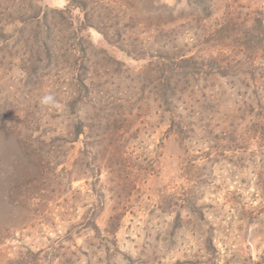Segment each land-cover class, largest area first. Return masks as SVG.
Here are the masks:
<instances>
[{
    "label": "rangeland",
    "instance_id": "1",
    "mask_svg": "<svg viewBox=\"0 0 264 264\" xmlns=\"http://www.w3.org/2000/svg\"><path fill=\"white\" fill-rule=\"evenodd\" d=\"M261 20L264 0H0V264H264Z\"/></svg>",
    "mask_w": 264,
    "mask_h": 264
},
{
    "label": "trees",
    "instance_id": "2",
    "mask_svg": "<svg viewBox=\"0 0 264 264\" xmlns=\"http://www.w3.org/2000/svg\"><path fill=\"white\" fill-rule=\"evenodd\" d=\"M262 30L264 29V21L261 20ZM171 59H168L170 61ZM207 61H209L210 73L217 74L218 76H225L230 74L229 67L226 65L227 62H222L219 59V56L212 55L208 59L204 56H187L182 57L177 60L178 68L181 71H186L185 73H192L193 76H197L202 73V67L206 65Z\"/></svg>",
    "mask_w": 264,
    "mask_h": 264
},
{
    "label": "clouds",
    "instance_id": "3",
    "mask_svg": "<svg viewBox=\"0 0 264 264\" xmlns=\"http://www.w3.org/2000/svg\"><path fill=\"white\" fill-rule=\"evenodd\" d=\"M51 99V97H45L44 98V102H47L48 100H50Z\"/></svg>",
    "mask_w": 264,
    "mask_h": 264
}]
</instances>
